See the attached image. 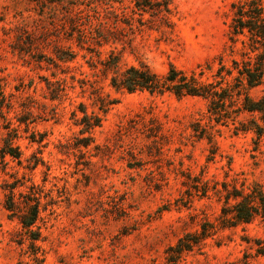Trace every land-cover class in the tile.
I'll return each mask as SVG.
<instances>
[{
	"label": "rangeland",
	"instance_id": "374dc122",
	"mask_svg": "<svg viewBox=\"0 0 264 264\" xmlns=\"http://www.w3.org/2000/svg\"><path fill=\"white\" fill-rule=\"evenodd\" d=\"M231 1L0 0V264H166L205 222L178 264H264V218L222 220L233 193L264 192V74L249 90L263 111L233 119L201 97L110 85L130 65L207 81L221 59L232 68ZM29 191L36 241L6 209Z\"/></svg>",
	"mask_w": 264,
	"mask_h": 264
},
{
	"label": "trees",
	"instance_id": "16d2710c",
	"mask_svg": "<svg viewBox=\"0 0 264 264\" xmlns=\"http://www.w3.org/2000/svg\"><path fill=\"white\" fill-rule=\"evenodd\" d=\"M232 12L231 21L228 24L227 36L231 42L230 51L234 52L236 43L242 45L241 60L232 59L233 67H226L220 61V67L214 74L215 79L207 81L202 79L204 70L198 73H187L182 69L169 64L164 74L152 71L147 65H130L119 73L110 77V85L119 90L131 93L138 90H146L150 93L169 92L176 97L197 96L207 101V111L218 120L222 118L233 119L241 111L262 112V100L253 99L249 90L262 82L264 74V7L263 0H232L230 2ZM236 70L235 83H229L226 79ZM224 84V85H223ZM114 101H110L113 103ZM238 107L231 109L233 105ZM105 111V109H103ZM84 112V111H83ZM84 117L87 114L84 112ZM100 118L87 123L89 127L98 125ZM252 128V127H251ZM257 133V127H255ZM260 132V131H259ZM84 146L88 145L83 143ZM5 154L19 158L20 153L8 143L2 151ZM236 200L232 205L222 208L224 226H232L238 222H249L255 216L264 218V192L252 187L249 193H233ZM20 202L13 200L12 196L6 200V209L19 220L24 231L31 239H39V230L36 222L40 211V199L34 192L21 195ZM205 222L200 231L187 232L170 244L165 249L166 264H178L183 253L190 251L208 235V225Z\"/></svg>",
	"mask_w": 264,
	"mask_h": 264
}]
</instances>
